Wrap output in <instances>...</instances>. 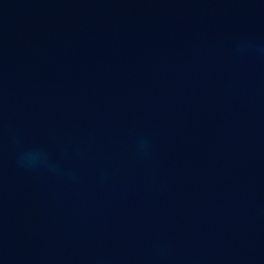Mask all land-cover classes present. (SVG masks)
I'll use <instances>...</instances> for the list:
<instances>
[{"label":"water","instance_id":"water-1","mask_svg":"<svg viewBox=\"0 0 264 264\" xmlns=\"http://www.w3.org/2000/svg\"><path fill=\"white\" fill-rule=\"evenodd\" d=\"M0 264H264V0H0Z\"/></svg>","mask_w":264,"mask_h":264}]
</instances>
